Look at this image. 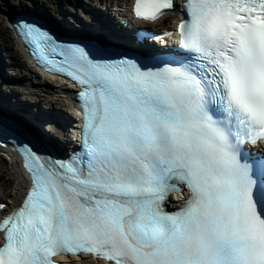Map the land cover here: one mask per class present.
<instances>
[{"label": "snow or ice", "instance_id": "obj_1", "mask_svg": "<svg viewBox=\"0 0 264 264\" xmlns=\"http://www.w3.org/2000/svg\"><path fill=\"white\" fill-rule=\"evenodd\" d=\"M171 8L134 0L133 13L155 21ZM185 11L179 47L191 55L147 69L22 25L40 59L82 88L84 153L25 150L32 186L0 221V264L81 251L113 264H264V157L241 147L264 141V0H185ZM173 181L190 195L168 212Z\"/></svg>", "mask_w": 264, "mask_h": 264}, {"label": "bare ground", "instance_id": "obj_2", "mask_svg": "<svg viewBox=\"0 0 264 264\" xmlns=\"http://www.w3.org/2000/svg\"><path fill=\"white\" fill-rule=\"evenodd\" d=\"M123 1V0H122ZM58 4H62V0H58L57 2V6ZM62 9V8H60ZM33 10H29L28 14H30V12H32ZM81 22H79L80 24L77 26L75 25L74 29L77 28H82L85 23L88 22V20H85V23L80 20ZM102 22L104 23V25L107 27H104L103 30L107 33V35H112V32L108 29L109 28V23L108 22H112L113 24H116L115 21H113V19L109 18H103ZM65 27L68 31H72L73 28L69 27V26H63ZM84 30H89L92 31L94 33V29H86L84 27ZM140 35H141V41L138 42L140 44V46L143 47H147L144 46L145 45V41H147L149 38H159L158 35H154L153 33H144L142 31H139ZM10 47V44L8 45ZM15 59L17 60V54L15 55ZM7 65V64H6ZM9 66V65H7ZM0 69H4V61L2 59V56L0 54ZM30 74H32V71H29ZM1 76L4 80H8V76H6L5 74L1 73ZM48 88L50 89H57L55 90V92H59V93H63V92H67L66 88L63 86H57V85H51L48 86ZM15 91L11 90V93H14ZM53 98V97H52ZM42 99H46L49 101H54L55 103H59L62 102L61 99H51L46 95L42 96ZM0 102L3 103H7L9 102V100L6 99L5 96H0ZM19 106H13L11 108H4L5 110H7L8 112L12 113V114H24L25 116H27L26 112L28 110H26L25 108L30 107V104L26 103L27 107H25V104L22 103H18ZM22 107V108H21ZM25 107V108H24ZM57 105L52 106V105H45L42 108L43 113L48 117V118H59V120H57V122H52V121H47L48 125V129H44L43 127H33V129L39 133H41L45 138L50 139L52 141H54L57 146L63 148L66 145V138H65V134H64V124H68L70 121L69 116L65 113L64 110H62L61 108L58 110ZM61 124V125H60ZM8 171L10 172V175L12 176V180L11 179H7L5 180V182L0 181V197H3L4 200L8 203L7 207H6V211L8 209H10L11 207L15 206L18 201L20 200L21 196H22V192L24 191V186H25V180L23 178V176L21 175L19 169L16 167V165H12L10 167L7 166ZM10 183H8V182ZM64 261L66 264H113L111 262H106L102 259L96 258L91 256V259L88 258L87 254H81L78 256L75 255H70L68 257L64 258Z\"/></svg>", "mask_w": 264, "mask_h": 264}, {"label": "rangeland", "instance_id": "obj_3", "mask_svg": "<svg viewBox=\"0 0 264 264\" xmlns=\"http://www.w3.org/2000/svg\"><path fill=\"white\" fill-rule=\"evenodd\" d=\"M84 1L85 2L83 3V6L90 8L89 4H87L89 0H84ZM11 2L14 3V10L16 11H19L20 9L25 8V5H29L30 7H37L43 10V12H45L47 15L55 17L59 21H61L63 16L65 17L66 22L69 20L74 21L73 18H75L76 12H78L77 11L78 7L76 6V0H62V4H58V6H57L58 0H22L21 4L17 3L16 0H0V34H2V32L5 31L9 37L12 34L10 32V29H8L5 25L6 23L5 19L8 16L7 11L11 9L10 8ZM55 10L58 11L59 13H55ZM10 55L11 56L14 55V52L12 50H10ZM8 59L11 60L10 58ZM6 66L7 65L4 64V68ZM10 66L13 69H6L4 71V74L8 76V80H10V82H8L5 87H2V80L0 79V96H2L1 94L3 95L8 94L5 97L7 100L10 101V97L14 96V94L11 93L9 95L8 93L9 89L15 88V89H19L20 91L16 94V97L13 98V101L18 100L22 102H33L34 105L28 110L33 109L34 106L44 107L45 102L44 100L41 99L42 97H39L38 95H35V94L34 95L29 94L30 92L39 93V90L36 87H33L34 90H32L26 86L28 82L25 79L24 80L21 79V75L23 74L21 67H19L18 65L14 66V63L11 64ZM9 73H11L14 76H12ZM22 82L25 84V86L22 84ZM21 97H25V99L21 100L20 99ZM22 104H25L26 105L25 107L29 106L26 103H22ZM0 159L4 161V165L0 166V181L5 182V180L11 179L12 177L11 175H8V169L6 168L7 163L5 159L3 158H0Z\"/></svg>", "mask_w": 264, "mask_h": 264}]
</instances>
